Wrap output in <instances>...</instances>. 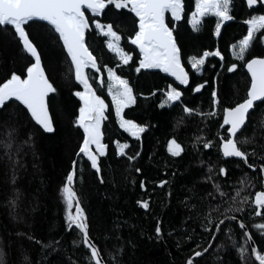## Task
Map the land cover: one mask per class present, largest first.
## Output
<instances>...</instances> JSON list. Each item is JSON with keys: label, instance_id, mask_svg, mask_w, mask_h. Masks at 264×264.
I'll use <instances>...</instances> for the list:
<instances>
[{"label": "trees", "instance_id": "16d2710c", "mask_svg": "<svg viewBox=\"0 0 264 264\" xmlns=\"http://www.w3.org/2000/svg\"><path fill=\"white\" fill-rule=\"evenodd\" d=\"M184 5V18L177 22L178 27L173 33L181 50L182 63L190 75V86H181L184 99L191 101L189 106L208 112L211 106V89L206 85L199 93H193L191 87L210 80L213 76H219L223 84L222 102L213 119L222 122V109L244 97L250 79L242 66L243 62L232 56L231 45L247 33L245 20L253 15L264 14V4L257 3L250 8L245 0H231L230 14L233 19L222 25L219 37L214 35L217 22L214 16H204L199 28L191 29L188 15L194 8V0H184ZM166 17L171 20L169 15ZM101 19L102 22H116V30L121 35L120 46L132 53L129 64L121 65L115 54L106 47L103 35L96 31H91L88 35L87 43L101 67L103 84L97 83L95 71L89 70L88 77L96 94L108 106L105 110L107 118L102 122V142L106 145V155L100 157L103 183H100L89 162L82 156L76 158L82 132L74 124L80 101L72 93L81 89L75 82L73 70L70 71V62L65 59L66 53L57 44L47 24L36 21L27 27L30 38L38 45L42 65L57 88V92L50 93L46 100L54 131L46 133L31 121L27 127L19 129L9 155H4V149L0 147V247L9 253L8 264H24L25 256L32 264H60V260L69 264L70 261L77 260L80 252L72 241L79 239V230L74 226L68 229L66 220L67 212L73 213L76 200L73 199V207L69 210L61 192L67 173L72 169L74 180L71 187L84 210L89 234L101 249L112 252L119 264H185L190 255L189 245L191 248H195V244L207 246V234L203 227L189 219L185 195L199 196L211 191L210 183L205 182L204 176L207 174L209 156L213 161L216 159V148L213 147L209 152L193 149L192 144L199 134L211 136L216 127H212L210 132L203 129L201 122L206 123V119L196 114L189 116L183 113L179 103L173 107L158 106L166 85H175V82L159 71H135L139 53L128 39L135 27L134 14L126 9H110ZM217 48L221 51L222 60L220 57L210 56L206 58L201 72L196 73L191 69L189 57L202 55L205 49ZM262 54L264 44L254 42L246 53V59ZM31 60L10 31H0V82L12 71L26 74L24 69ZM232 63L239 67L234 73H227L225 69ZM104 65L116 68L117 74L128 79L134 90L136 103L124 109L123 114L127 119L148 126L139 140L130 136L117 123L113 106L105 91ZM13 108L20 111L23 106L14 102L9 106V111ZM181 117L183 119L177 125V120ZM250 119V128L255 129L254 135L259 137L260 121L264 120V105H258ZM29 132L32 133V138L26 142ZM248 135H253V132L249 131ZM173 136L186 149L182 158L171 157L167 150L168 141ZM2 137L3 129H0V138ZM115 142L127 143L129 147L125 152L132 155L140 151V157L135 161L118 157ZM202 159L205 161L203 164L200 163ZM73 160L77 162L75 166ZM232 166L235 167L234 164ZM136 167L141 169L140 173L135 171ZM13 172L16 175L14 184L11 182ZM220 179L223 180V177ZM240 179L243 176L237 169L229 182L230 188L223 190L234 194ZM141 180L145 183L143 189L140 187ZM160 180L168 183L160 187ZM253 183H256V179H253ZM256 190H259V186L243 191L242 195H249ZM216 195L219 197V193ZM13 196H18L15 220L9 215L7 203ZM138 200L149 201V209L145 211L140 207ZM157 220L162 222L163 236L160 240L149 239V236L154 235ZM249 220L252 223L260 222L255 217H250ZM250 231L254 234L255 247L261 250L264 236L254 228ZM17 233L25 235L18 236ZM185 233L195 235V243L186 240ZM198 233H203L205 239H201ZM29 234L44 243L56 241V250L52 251L51 247L42 250L40 245L28 239ZM233 241L237 242L236 247L232 248L227 264H243L236 250L239 243L243 242L239 231ZM229 247L232 245L229 244ZM80 251H83L82 247ZM216 251L218 250L213 249L209 255L200 259L199 264H216ZM106 252L102 251V255L114 264L113 257L107 256ZM245 255L249 257L250 264H258L249 253Z\"/></svg>", "mask_w": 264, "mask_h": 264}, {"label": "snow or ice", "instance_id": "6c2138e0", "mask_svg": "<svg viewBox=\"0 0 264 264\" xmlns=\"http://www.w3.org/2000/svg\"><path fill=\"white\" fill-rule=\"evenodd\" d=\"M246 2L250 8L257 3L264 4V0H246ZM230 6L231 0H195L194 11L191 12L188 22L196 28L201 18L211 13L217 18L214 35L219 37L222 25L233 19ZM110 9H126L134 14L135 27L128 39L131 45L139 50V60L135 71L139 73L141 70L160 69L173 77L176 82L175 85H166L158 106L173 107L179 103L183 113L189 116L196 114L206 119V123L201 122L203 129L210 132L212 127H216L215 133L211 136L203 133L197 135L192 144L193 149H204L209 152L215 147L216 159L213 161L209 156V166L204 176L205 182L210 183L211 191H206L199 196L185 195V208L189 211V219L202 226L204 233L207 234V246L195 244V248H191L189 245L190 255L187 256L185 264H199L200 259L209 255L213 249L218 250L214 254L216 264H227L232 248L236 247L237 242L233 241V237L237 231L243 242L239 243L236 250L243 264H250L249 257L245 253L254 256L258 264H264V243L261 245V250L252 246L255 241L254 234L250 231L254 228L261 236H264V120L260 121L261 135L259 137L254 135L255 129L250 128L252 123L250 117L258 105H264V54L246 59V53L254 42L264 44V31H262L264 30V14L253 15L245 20L244 23L248 26L247 33L231 46L233 55L243 62L242 66L246 68L250 79L244 97L222 109L223 118L220 122L213 119L222 102L223 84L219 76H213L210 80H204L191 87L193 93H199L206 85L211 89V106L208 112L189 106L191 101L184 99V91L181 89V86H190V75L182 64L181 50L173 33L178 27L177 22L184 18V0H0V31L5 29L10 31L17 39V43L32 58L24 69L26 74H17L16 71H12L0 82V129H3L0 147L4 149V155H9L13 149L19 129L27 127L31 121H34L35 125L46 133L54 131L46 100L50 93L57 92V88L55 82L46 73L38 45L30 38L31 34L27 30L31 22L44 21L50 26V31L54 34L61 50L66 53L65 59L70 62V71L74 70V79L83 89L72 93L80 101L79 114L74 124L83 130V139L76 154L86 157L100 183L104 182L100 157L106 155V145L102 142L101 125L107 118L105 110L108 106L105 100L96 94L85 71L91 68L97 73L101 72L97 57L87 43L89 33L96 31L106 37V47L115 54L121 65H128L132 59V53L120 46L121 35L116 30V22H102V15ZM166 14H170L171 20L167 19ZM210 56L223 59L218 48L205 49L202 55L188 58L191 69L197 73L201 72L206 58ZM103 67L107 72V91L111 97L119 127L139 140L148 126L127 119L123 114L124 109L136 103L134 90L128 79L117 74L116 68L107 65ZM238 67L236 63H232L226 67L225 71L234 73ZM97 79L99 80V77ZM14 102H19L23 108L20 111L15 108L9 111V106ZM182 119L183 117L177 120V125ZM249 131L253 132V135H248ZM31 138L32 133H27L26 142ZM117 145L118 157L135 161L141 155L140 151L128 155L125 152V149L129 147L127 143L117 142ZM167 150L174 158H182L186 152L185 147L175 136L169 139ZM72 163L75 166L77 162L73 160ZM200 163L203 164L205 161L202 159ZM233 164L235 167L232 166ZM15 167L13 162V168ZM237 169L243 176V179L238 180L239 187L235 189L234 194L224 191L223 189L230 188L229 182ZM135 171L140 173L141 169L136 167ZM221 177L223 180L220 179ZM253 179H256V183H253ZM15 180L16 175L13 172L11 182L14 184ZM73 180L74 173L69 171L66 182L61 188L63 199L69 210L73 207V199L77 197L71 187ZM167 183L166 180H160L158 186L163 187ZM257 186L259 190L249 195H242L243 191ZM140 187L142 189L145 187L143 180L140 182ZM216 193H219V197ZM17 201L18 196H13L7 201L9 215L13 220L17 219L15 213ZM137 204L145 211L150 207L147 200H138ZM250 217L259 218L260 222L252 223L249 220ZM66 220L68 229L74 226L79 230V239L73 240L72 243L80 255L77 260L70 261L69 264H112L102 255V251L106 252V249H101L90 236L86 216L78 198L75 203V213L68 211ZM161 224L160 220L156 221L154 235L149 236V239L162 238ZM17 235L24 236L25 233H17ZM198 235L201 239H205L203 233ZM184 236L186 240L195 243L196 236L192 233H185ZM222 237L224 239H221ZM28 239L40 245L42 250L50 247L52 251L56 250L54 247L56 241L44 243L31 234L28 235ZM229 244L232 245L231 248ZM179 246L178 243L177 247ZM81 247L83 251H80ZM106 254L113 257L114 264H119L112 252H106ZM8 255L9 253L0 247V264H8ZM24 264H32V261L25 256ZM60 264L65 262L60 260Z\"/></svg>", "mask_w": 264, "mask_h": 264}, {"label": "water", "instance_id": "95a60500", "mask_svg": "<svg viewBox=\"0 0 264 264\" xmlns=\"http://www.w3.org/2000/svg\"><path fill=\"white\" fill-rule=\"evenodd\" d=\"M245 2H246V0H245ZM246 5H247V2H246ZM248 6V5H247ZM255 6V5H254ZM253 6V7H254ZM249 7V6H248ZM252 8V7H251ZM167 15H169L170 16V14H166V16ZM171 17V16H170ZM39 22H42V23H45V24H47V22H44V21H39ZM49 26V25H48ZM174 38H175V36H174ZM129 43H130V41H129ZM131 44V43H130ZM135 49H136V51L139 53V50H138V48H136V46H134V45H132ZM23 48V47H22ZM24 50V49H23ZM26 53V52H25ZM29 57H30V54H28V53H26ZM31 58V57H30ZM32 59V58H31ZM98 63V62H97ZM183 64V63H182ZM186 69V68H185ZM95 71L96 72V70L95 69H91V68H88V69H85V71H86V73H87V75H88V71ZM148 71H159L161 74H163L164 76H167L168 78H170L171 80H173L174 81V78L173 77H171L169 74H167V73H164V72H162L160 69H147ZM245 70H246V68H245ZM187 71V70H186ZM73 72H74V70H73ZM246 72H247V70H246ZM97 77H99V80L97 79V83L98 84H101V82L100 81H102V74H101V72L100 73H97ZM76 82V81H75ZM175 82V81H174ZM77 83V82H76ZM91 83V82H90ZM176 83V82H175ZM78 84V83H77ZM183 87H185V86H183ZM80 89L81 90H83L82 89V86H80ZM78 114H79V112H78ZM101 127H102V125H101ZM81 132H82V139H83V130L81 129ZM78 152V151H77ZM79 156H82L86 161H87V158L86 157H84L82 154L81 155H77L76 154V158L77 157H79ZM71 171H73V169L71 170ZM75 200H76V198H75ZM73 213H75V209H74V211H73ZM252 246H254L255 247V244L253 243L252 244ZM252 258L255 260V257L254 256H252ZM256 261V260H255ZM257 263H258V261H256Z\"/></svg>", "mask_w": 264, "mask_h": 264}, {"label": "rangeland", "instance_id": "374dc122", "mask_svg": "<svg viewBox=\"0 0 264 264\" xmlns=\"http://www.w3.org/2000/svg\"><path fill=\"white\" fill-rule=\"evenodd\" d=\"M194 5H195V0H194ZM231 7V6H230ZM192 11H194V8H193V10ZM191 11V12H192ZM191 12L189 13V15H188V21H189V19H190V16H191ZM206 16H214V15H212L211 13H209L208 15H206ZM215 17V16H214ZM203 18V17H202ZM201 18V19H202ZM216 18V17H215ZM216 20H217V18H216ZM200 22H201V20H200ZM188 24H189V26L191 27V29H193V30H197L198 28H199V26H200V23L197 25V27L196 28H193V26L188 22ZM106 38V37H105ZM107 39V38H106ZM236 43V42H235ZM234 43V44H235ZM233 45V44H232ZM231 45V46H232ZM230 51H231V54H232V56L234 57V58H236L234 55H233V49H232V47H231V49H230ZM188 64H189V60H188ZM190 65V64H189ZM191 67V66H190ZM194 70V69H193ZM195 71V70H194ZM196 72V71H195ZM197 73V72H196ZM104 74H105V81H104V83H105V91H106V93H107V95H108V91H107V86H108V78H107V72L106 71H104ZM102 82H103V78H102ZM101 84H103V83H101ZM108 97H109V99H110V101H111V97L108 95ZM112 104V103H111ZM113 111H114V114H115V110H114V108H113ZM116 117V116H115ZM116 120H117V118H116ZM117 123H118V120H117ZM119 125V124H118ZM119 143H121V142H119ZM115 145H116V148H117V142H115Z\"/></svg>", "mask_w": 264, "mask_h": 264}]
</instances>
